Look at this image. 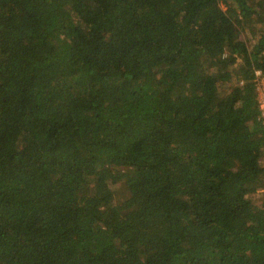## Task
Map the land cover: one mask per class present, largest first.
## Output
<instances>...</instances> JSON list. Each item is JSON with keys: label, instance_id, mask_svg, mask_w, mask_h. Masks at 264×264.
<instances>
[{"label": "trees", "instance_id": "obj_1", "mask_svg": "<svg viewBox=\"0 0 264 264\" xmlns=\"http://www.w3.org/2000/svg\"><path fill=\"white\" fill-rule=\"evenodd\" d=\"M257 70L264 0H0V264H264Z\"/></svg>", "mask_w": 264, "mask_h": 264}, {"label": "built area", "instance_id": "obj_2", "mask_svg": "<svg viewBox=\"0 0 264 264\" xmlns=\"http://www.w3.org/2000/svg\"><path fill=\"white\" fill-rule=\"evenodd\" d=\"M256 80L258 84V97L262 116L264 117V73L260 70L256 71Z\"/></svg>", "mask_w": 264, "mask_h": 264}, {"label": "rangeland", "instance_id": "obj_3", "mask_svg": "<svg viewBox=\"0 0 264 264\" xmlns=\"http://www.w3.org/2000/svg\"><path fill=\"white\" fill-rule=\"evenodd\" d=\"M243 33H244V37L247 39V41H249L251 43H254L255 40L257 39L253 33L249 32V30L244 31ZM259 190H263V189L260 188Z\"/></svg>", "mask_w": 264, "mask_h": 264}]
</instances>
